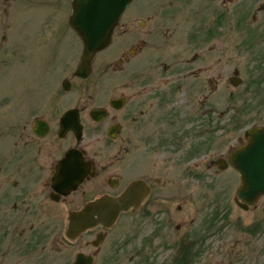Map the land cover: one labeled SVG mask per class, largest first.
I'll return each mask as SVG.
<instances>
[{
    "label": "flooded vegetation",
    "instance_id": "flooded-vegetation-1",
    "mask_svg": "<svg viewBox=\"0 0 264 264\" xmlns=\"http://www.w3.org/2000/svg\"><path fill=\"white\" fill-rule=\"evenodd\" d=\"M255 5L261 10H251ZM140 6L114 29L112 63L103 67L109 53L100 51L91 73L79 76L81 53L74 70L45 81L30 102H0V264H74L79 254L91 264H121L126 252L116 227L127 235L135 223L157 227L141 246L148 254L170 226L186 223L184 208L196 214L199 205L211 204L204 201L219 187L211 174H239L232 153L247 143L248 128L264 122L235 140L231 123L217 122L216 52L231 48L234 25L246 47L264 50V0H146ZM136 181L138 196L112 225L95 214L90 227L75 238L68 234L76 212L105 196L118 199ZM218 224L208 236L224 238L217 247L204 234L191 240L187 254L228 256L231 233L218 234L228 227ZM263 227L258 219L241 230V264H264ZM183 236L174 241L177 257L185 254Z\"/></svg>",
    "mask_w": 264,
    "mask_h": 264
},
{
    "label": "rangeland",
    "instance_id": "rangeland-1",
    "mask_svg": "<svg viewBox=\"0 0 264 264\" xmlns=\"http://www.w3.org/2000/svg\"><path fill=\"white\" fill-rule=\"evenodd\" d=\"M71 1L0 0V102L8 100L1 105L2 107L8 106L10 97H15L14 101L11 100L12 105H15L17 97L25 103L30 102L35 96L41 95L45 81L50 78L59 81L67 72L76 68L83 45L68 24L72 10ZM145 1H134L128 7V12L126 11L128 14H124L120 22H125L130 17V13L139 11L142 7L140 5ZM240 6L241 3H234L233 10H241ZM251 10H261V8L257 9L255 5ZM142 17H148V15H142ZM234 28L231 48L225 50L224 46H221L216 52L217 122L231 123L233 140L241 137L247 127L264 122V62L262 61L264 50L258 51L254 48L255 46L246 47L243 44V31L240 27ZM118 35L120 32H116V36ZM112 42L107 49L105 48L106 50H102L103 55L109 53L103 67L114 61L116 54L110 50ZM233 75L241 78L240 85L233 86L229 82L230 76ZM138 162H140L139 159ZM211 176H214L219 185L215 191V197L204 201L211 204L202 203L199 205L200 212L196 214L195 208L190 209V206L184 208L185 212H189L186 223L179 230L170 226L163 237L158 236L154 241L157 247L155 248L153 244L152 248L155 249L149 251L148 247V254L141 246L146 239L145 235L154 233L156 226L147 229L143 224L135 223L127 228V235L120 230V226H117V232L120 234L117 240L126 252L121 264H241L243 260L241 230L252 220L259 219L264 224V196L259 200L258 205L248 211L244 210L235 202L237 188L240 185L239 175L211 174ZM169 187L172 186L169 185ZM223 207L227 210L224 216H220ZM172 212L176 214L174 218L177 223L178 213L176 210ZM222 220L228 224V227L223 233L218 231V234L231 233L227 236L232 246L228 256L197 258L194 253L187 254L186 249L191 240L192 242L200 240L205 236L204 234L208 238L213 229L212 226L216 224V221L217 223L219 221L218 226H222L220 225ZM222 227L224 229V226ZM156 234L151 238L156 237ZM181 235H184L186 246L181 251H185V254L181 253L177 257L176 250L179 247L174 245V241ZM213 238H215L216 247L220 240H224L222 236ZM213 238H208V243ZM125 240L129 241L126 245ZM173 246L174 250H171ZM76 248L77 245L74 244V249ZM202 249L208 250V246L205 248L203 244ZM216 251L220 254L224 249H216Z\"/></svg>",
    "mask_w": 264,
    "mask_h": 264
},
{
    "label": "water",
    "instance_id": "water-1",
    "mask_svg": "<svg viewBox=\"0 0 264 264\" xmlns=\"http://www.w3.org/2000/svg\"><path fill=\"white\" fill-rule=\"evenodd\" d=\"M131 1H72L69 24L79 34L84 44L81 63L75 72L77 75L86 77L91 73L94 54L110 43L114 27ZM232 83L238 85L240 79L234 77ZM246 137L248 143L235 150L231 156L232 165L240 173L241 186L237 196L239 205L244 208L253 205L260 196L264 195V126L249 129ZM139 184L138 181L134 182L118 199L105 196L76 212L72 217L68 234L75 238L98 219H104L106 226L111 225L122 210L128 209L134 203V196L140 188ZM136 195L138 196V193ZM95 214H99L98 219L94 218ZM74 264H91V261L79 254Z\"/></svg>",
    "mask_w": 264,
    "mask_h": 264
}]
</instances>
